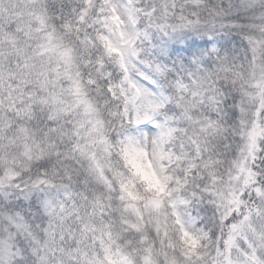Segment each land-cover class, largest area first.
<instances>
[{
  "label": "snow or ice",
  "instance_id": "obj_1",
  "mask_svg": "<svg viewBox=\"0 0 264 264\" xmlns=\"http://www.w3.org/2000/svg\"><path fill=\"white\" fill-rule=\"evenodd\" d=\"M0 264H264V0H0Z\"/></svg>",
  "mask_w": 264,
  "mask_h": 264
}]
</instances>
